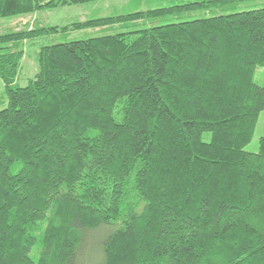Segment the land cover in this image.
I'll list each match as a JSON object with an SVG mask.
<instances>
[{"label": "trees", "instance_id": "trees-1", "mask_svg": "<svg viewBox=\"0 0 264 264\" xmlns=\"http://www.w3.org/2000/svg\"><path fill=\"white\" fill-rule=\"evenodd\" d=\"M103 1L0 0V19ZM154 2L0 34V264H74L118 222L100 264H264V136L243 150L264 111V7L241 10L264 0ZM109 26L126 31L41 48L17 86L14 43Z\"/></svg>", "mask_w": 264, "mask_h": 264}, {"label": "rangeland", "instance_id": "rangeland-1", "mask_svg": "<svg viewBox=\"0 0 264 264\" xmlns=\"http://www.w3.org/2000/svg\"><path fill=\"white\" fill-rule=\"evenodd\" d=\"M147 0H107L88 5H78L65 8H59L49 11L37 12L23 18L0 19V34L18 32L27 29H38L42 27H63L72 22L84 21L86 19L107 17L113 15L130 14L137 11H147L150 9L162 8L166 3L154 2L147 4ZM188 1V0H187ZM244 5L241 10H252L264 7V3H253L247 8ZM222 10L212 12L213 15L221 14ZM210 13L205 10L199 12H186L181 16L170 15L162 18L140 21L128 31L158 27L166 24H176L183 21H191L198 18L207 17ZM126 31L118 26H109L97 30L84 32H72L65 35H56L51 37H42L27 42H18L12 45L13 51H23L24 57L21 61L20 71L16 80L17 86L23 88L32 80L37 72L35 56L43 47L62 44L66 42L85 40L95 36L113 35ZM255 83L262 85L264 83V68H257L255 73ZM4 98V86L0 80V106ZM1 109V107H0ZM264 136V111L258 117L252 141L243 149L250 154H256L259 150V141ZM206 139L208 137H205ZM116 225V226H115ZM119 222L103 226L97 230L85 233L78 244L74 264H100L101 249L103 242L107 237L117 229Z\"/></svg>", "mask_w": 264, "mask_h": 264}, {"label": "crops", "instance_id": "crops-1", "mask_svg": "<svg viewBox=\"0 0 264 264\" xmlns=\"http://www.w3.org/2000/svg\"><path fill=\"white\" fill-rule=\"evenodd\" d=\"M100 29H102V28H100ZM95 30H97V29H94V31H95Z\"/></svg>", "mask_w": 264, "mask_h": 264}]
</instances>
